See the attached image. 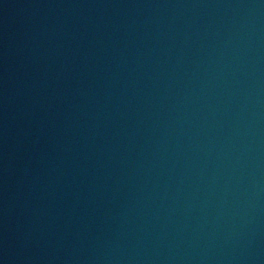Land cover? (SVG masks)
I'll use <instances>...</instances> for the list:
<instances>
[{"label": "water", "instance_id": "water-1", "mask_svg": "<svg viewBox=\"0 0 264 264\" xmlns=\"http://www.w3.org/2000/svg\"><path fill=\"white\" fill-rule=\"evenodd\" d=\"M0 264H264V0H0Z\"/></svg>", "mask_w": 264, "mask_h": 264}]
</instances>
